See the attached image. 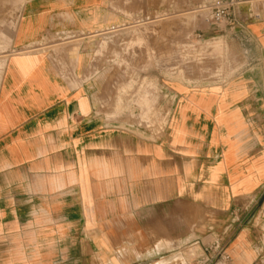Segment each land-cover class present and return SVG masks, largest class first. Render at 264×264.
Listing matches in <instances>:
<instances>
[{
    "label": "crops",
    "instance_id": "0c3cea01",
    "mask_svg": "<svg viewBox=\"0 0 264 264\" xmlns=\"http://www.w3.org/2000/svg\"><path fill=\"white\" fill-rule=\"evenodd\" d=\"M203 1L0 0V264H170L186 207L224 220L229 264H264V0L199 21L223 77L160 80V138L98 114L89 76L88 34Z\"/></svg>",
    "mask_w": 264,
    "mask_h": 264
},
{
    "label": "rangeland",
    "instance_id": "374dc122",
    "mask_svg": "<svg viewBox=\"0 0 264 264\" xmlns=\"http://www.w3.org/2000/svg\"><path fill=\"white\" fill-rule=\"evenodd\" d=\"M155 14L158 17L147 24H132L112 34L90 37L96 47L91 50L89 76L103 78L105 86L98 114H103L110 121L121 120L131 125L145 121L156 125L160 121L158 112L163 104L160 80H184L199 74L223 77L225 56L218 43H210L212 48L207 51L200 50L201 55L206 57L201 63L172 69L175 65V47L186 42L199 21L203 20V13L197 10V5L178 11H156ZM73 42L80 44L82 39L77 38ZM71 55L74 58L78 55L77 45ZM168 103L172 105V100L169 99ZM136 108L138 110L134 112ZM144 130L152 133L154 138H160L163 134L156 135L158 130L155 127ZM185 213L184 246L172 252L168 261L170 264H207L203 262L216 246H219L217 250L224 249L226 238L222 237L227 226L221 220L212 230H208L203 226L207 219L205 211L186 207ZM230 229L227 230L228 234ZM190 234L202 235L205 238L204 246L194 245V235ZM219 263L229 264V261L217 256L212 264ZM157 264L161 263L158 261Z\"/></svg>",
    "mask_w": 264,
    "mask_h": 264
},
{
    "label": "built area",
    "instance_id": "2783aa9c",
    "mask_svg": "<svg viewBox=\"0 0 264 264\" xmlns=\"http://www.w3.org/2000/svg\"><path fill=\"white\" fill-rule=\"evenodd\" d=\"M242 2V0H205L197 5V10L201 11L203 13V20L207 22L210 25L222 23L226 21L232 14V11L235 9L237 5H239ZM158 16L154 13H148L143 14L139 17H136L134 19H131L128 22H124L121 24H115L111 25L107 28H104L100 31H97L93 34H88V37H94L96 35H106V34H112L115 32H118L122 30L123 27H128V25H141V24H147L154 19H156ZM186 42H182L178 44L176 49V57L175 65L172 69H176L180 66H188L190 64L195 63H201V60H205L206 57L202 56L200 50L207 51L210 48H212V45H210L211 41L206 39L200 31L193 33L192 36H188ZM196 57V58H195ZM160 93L162 91L160 90ZM163 98L166 99L167 95L166 93H162ZM101 108H104V105H101ZM138 110L137 108L134 110L136 112ZM130 127L136 126L143 129H149L152 127H155L158 132L156 135L161 134L166 127V122L164 119H160L159 122H157L156 125L150 124L149 122H139L136 124H130ZM211 248V247H210ZM215 251H211L209 254V257H207L203 263L212 264L213 260L219 256L224 261H229L230 257L225 252L224 249H219V246L215 247ZM209 248H206L208 250Z\"/></svg>",
    "mask_w": 264,
    "mask_h": 264
},
{
    "label": "bare ground",
    "instance_id": "6f19581e",
    "mask_svg": "<svg viewBox=\"0 0 264 264\" xmlns=\"http://www.w3.org/2000/svg\"><path fill=\"white\" fill-rule=\"evenodd\" d=\"M84 16V15H83ZM126 27H123L122 29H125Z\"/></svg>",
    "mask_w": 264,
    "mask_h": 264
}]
</instances>
